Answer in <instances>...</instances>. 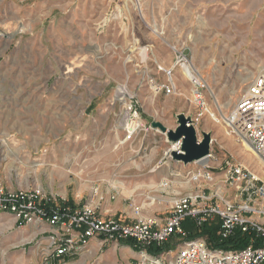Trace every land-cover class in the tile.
Here are the masks:
<instances>
[{
  "label": "rangeland",
  "instance_id": "1",
  "mask_svg": "<svg viewBox=\"0 0 264 264\" xmlns=\"http://www.w3.org/2000/svg\"><path fill=\"white\" fill-rule=\"evenodd\" d=\"M175 49L205 83L204 107L175 66ZM263 69L264 0H0V188L39 189L51 203L72 207L96 208L99 200L100 217L125 219L102 216L101 196L114 182L124 190L127 179L113 172L131 169L150 153L138 147L153 139L151 131L168 142L142 123V107H151L167 109L173 126L177 115L191 117L215 140L207 163L213 181L192 182L191 173L207 165H186L176 196L220 193L240 203L225 184V161L243 165L263 183L264 166L223 121ZM152 81H173L176 92L157 93ZM130 101L147 131L127 139L120 122ZM170 196L132 190L126 206L136 219L150 208L165 220L176 201ZM209 204L223 205L218 198ZM39 231L1 216L0 264L41 260L54 233Z\"/></svg>",
  "mask_w": 264,
  "mask_h": 264
},
{
  "label": "built area",
  "instance_id": "2",
  "mask_svg": "<svg viewBox=\"0 0 264 264\" xmlns=\"http://www.w3.org/2000/svg\"><path fill=\"white\" fill-rule=\"evenodd\" d=\"M175 51V66L181 68L184 74L190 73L189 69L192 68L198 78L192 81L186 76L195 86L196 102L204 107L201 91L205 83L197 76L188 56L182 51ZM151 83L157 93L171 95L177 89L173 81ZM124 113L128 115V124L124 128L121 122L120 125L127 139L147 129L138 121L140 112L132 101L125 102ZM223 122L228 133L245 143L264 166V69L253 79L235 109ZM134 124L138 130H128ZM180 145L173 144L167 155L173 149L180 150ZM213 158L211 151L208 162ZM223 167L225 184L236 190L240 203H233L220 196V193L209 196L204 193L185 195L174 202L165 221L136 219L130 223L122 219H103L96 208L90 205L72 207L54 201L51 203L39 189L2 188L0 217L10 215L18 224L34 225L40 229L48 225L54 229L48 247L42 251L41 260L35 264H54L64 255H76L94 238L131 242L140 251L138 264H264V183L248 168L234 161L226 160ZM209 168V165L198 168L191 173L190 180L194 183L203 180L212 182L214 177L208 171ZM214 198L223 203L222 207L209 204ZM214 218L220 221L218 236L221 240H227L239 231L242 236L249 238L248 245L241 249L216 250L210 247L205 237L188 238L184 222L189 220L202 228ZM166 244H171L172 250L151 252V249H162Z\"/></svg>",
  "mask_w": 264,
  "mask_h": 264
},
{
  "label": "crops",
  "instance_id": "3",
  "mask_svg": "<svg viewBox=\"0 0 264 264\" xmlns=\"http://www.w3.org/2000/svg\"><path fill=\"white\" fill-rule=\"evenodd\" d=\"M179 83L183 84L186 82L183 77L178 78ZM162 96V95H161ZM169 98L170 96H165ZM153 109L151 107L143 108L141 110V120L144 125H152L154 123H161L169 130H174L177 127V124L173 126L168 120L166 113L167 109ZM159 115L163 117L157 118ZM195 125V124H194ZM198 131V130H197ZM153 139L149 140L147 145L145 140L142 139L139 144V151L150 147V153L142 157L140 162L135 160V166L133 162L131 169H118L113 172V177H123L127 179L123 181V187H117V182L110 184L106 189V194H102L104 202L99 206V213L102 216L106 217H118L122 215L127 222H134L136 220V215L132 212V206H126V200L130 197V192L134 190L143 191L148 193V196L151 193L160 192L162 194H170V200H178L179 197L176 196L178 189L180 188L177 182V177L179 178L183 173H186L190 169L186 165L180 162L173 161L168 157L167 152L170 147L173 145L170 142H167L166 139L161 137L156 138L158 131H151ZM199 135L201 132H199ZM215 140H213L214 144ZM213 144L211 146V151L213 150ZM213 152V151H212ZM134 179V180H133ZM141 179V180H135ZM168 179H174L173 181H168ZM120 190H123L120 191ZM112 194L114 196H112ZM72 200L75 202L76 206L82 204V199L73 197ZM173 204V202H171ZM96 208V205H100L99 200H94L92 203ZM150 209V208H149ZM147 209L148 213L142 215L141 219H156L155 213ZM9 216L14 225L17 226L18 223ZM138 217V216H137ZM167 219V218H166ZM165 219V220H166ZM162 220V219H160ZM162 220V221H165ZM264 223V219H262ZM26 226V225H25ZM27 227H32L34 230L37 228L34 225H27ZM53 228L44 225L42 231H39L38 234H43V232L53 233ZM51 234L49 235V237ZM49 238H47V245H45V250L49 245ZM42 250V251H43ZM41 251V253H42ZM140 251L133 246L131 242H114V241H104L100 238L91 239L86 247L80 249L76 255H64L54 261V264H138L140 258ZM36 263V262H35ZM34 263V264H35Z\"/></svg>",
  "mask_w": 264,
  "mask_h": 264
},
{
  "label": "water",
  "instance_id": "4",
  "mask_svg": "<svg viewBox=\"0 0 264 264\" xmlns=\"http://www.w3.org/2000/svg\"><path fill=\"white\" fill-rule=\"evenodd\" d=\"M153 127L166 135L171 144H181L180 150L170 151V158L173 161L189 165L201 163L209 158L213 142L212 134L201 132L199 135L191 117L185 114L177 115V127L174 130L167 129L161 123H154Z\"/></svg>",
  "mask_w": 264,
  "mask_h": 264
},
{
  "label": "trees",
  "instance_id": "5",
  "mask_svg": "<svg viewBox=\"0 0 264 264\" xmlns=\"http://www.w3.org/2000/svg\"><path fill=\"white\" fill-rule=\"evenodd\" d=\"M184 229L188 233L189 239H195L199 237H205L209 240L210 247L216 250L220 249H241L248 245L249 238L247 236H242L238 231L232 237L227 240H221L218 236L220 230V221L218 218L208 224H205L202 228L196 227L191 221H186L183 224ZM173 246L171 244H166L162 249H151L152 253L170 251Z\"/></svg>",
  "mask_w": 264,
  "mask_h": 264
},
{
  "label": "bare ground",
  "instance_id": "6",
  "mask_svg": "<svg viewBox=\"0 0 264 264\" xmlns=\"http://www.w3.org/2000/svg\"><path fill=\"white\" fill-rule=\"evenodd\" d=\"M189 72L190 73H188V72H185V75L187 76V77H189L192 81L193 80H195V79H198L194 74H193V70H192V68H190L189 69ZM246 81V80H245ZM124 123V124H123ZM121 124H122V126H123V128L128 124V115L127 114H124V116H123V118H122V120H121ZM137 127V125H133V126H129V128H128V130H135L136 131V129L138 130V128H136ZM134 127H135V129H134ZM246 147V146H245ZM248 151V152H247ZM249 151H251L250 150V148H247L246 149V154H248V155H250V153H249ZM260 161V160H259ZM203 164H206V163H208V160H205L204 162H202ZM261 166H263V165H261ZM256 175V174H255Z\"/></svg>",
  "mask_w": 264,
  "mask_h": 264
}]
</instances>
